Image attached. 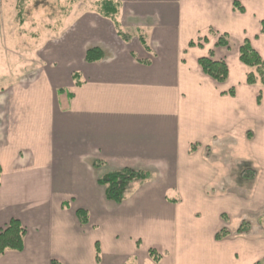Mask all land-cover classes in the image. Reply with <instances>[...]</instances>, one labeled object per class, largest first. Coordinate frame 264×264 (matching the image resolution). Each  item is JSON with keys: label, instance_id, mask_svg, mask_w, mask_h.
I'll list each match as a JSON object with an SVG mask.
<instances>
[{"label": "crops", "instance_id": "obj_1", "mask_svg": "<svg viewBox=\"0 0 264 264\" xmlns=\"http://www.w3.org/2000/svg\"><path fill=\"white\" fill-rule=\"evenodd\" d=\"M113 1L115 18L73 13L58 43H31L25 51L36 49L38 60L25 76L16 59L13 78L0 72V230L11 220L25 229L22 250L6 251L0 264H145L150 250L165 254L154 264L263 261L258 204H228L241 201L242 162L257 172L243 149H256L259 135L264 147V90L258 107L260 88L246 84L238 57L248 40L264 60V0H241L243 13L232 0ZM16 21L0 0V54L17 52ZM220 36L228 47L217 46ZM93 48L102 58L89 63ZM211 54L227 65L222 84L198 65ZM228 147L239 156L221 154ZM124 169L156 176L159 187L143 183L120 204L108 201L98 182ZM170 189L178 206L156 200L155 191ZM241 214L250 220L235 221ZM152 227L166 237L141 247Z\"/></svg>", "mask_w": 264, "mask_h": 264}, {"label": "rangeland", "instance_id": "obj_2", "mask_svg": "<svg viewBox=\"0 0 264 264\" xmlns=\"http://www.w3.org/2000/svg\"><path fill=\"white\" fill-rule=\"evenodd\" d=\"M3 7L5 8L6 14L11 12L12 15H17V26L15 23V27L12 28V34L13 39H17V52L16 54H8L3 53L0 54V72L2 70V73H4V76L6 77H14L13 70H11V66L8 67L9 63L14 64L12 62H17V67H20L18 70L17 76L23 77L25 76L32 68L33 66L29 64L30 62L34 61L37 62L38 56L35 51L27 52L25 49L33 50L34 47L32 44L41 45L43 41L46 39H49V42L54 41L55 44L58 43V31L60 32L62 28H64L69 21H67L69 18H71V14H78L81 11H91L96 12L100 2V0H2ZM5 4V5H4ZM11 9V10H10ZM98 12V11H97ZM71 15V16H70ZM14 25V22H12ZM61 33V32H60ZM212 33V32H211ZM49 35L48 38H46V35ZM39 47V46H38ZM37 47V48H38ZM15 55V56H14ZM34 69V68H33ZM33 71V70H32ZM261 102V101H260ZM263 102V101H262ZM260 106V103H258V107ZM263 109H259V112H262ZM259 125L257 126L258 131L264 130V125L262 126L261 123H264V120L260 119L258 120ZM242 123H247L246 121H242ZM248 124V123H247ZM249 129V124L247 125V128L243 129L245 132ZM249 132H247L248 134ZM258 146L253 148V146H247L246 149H243V155L246 159L249 160H257V172L255 173V170L253 171L248 164V162H242V165L240 166V170H237L236 175L239 176L237 178V182H239V188L240 191V200L231 198V200L234 203H230L228 205H231L232 207L235 206V209L237 206L241 207L242 209L245 208L246 210L249 209L251 205L258 204V215L264 214V158H262L261 153L264 152V147H262V141L263 138L261 135H259L258 139L256 138ZM250 144V143H249ZM232 147V146H231ZM228 147V149L221 150V154L225 153L226 156H239L240 149L234 150V148ZM247 160V161H249ZM251 160V161H252ZM255 167V165H254ZM253 173H255L256 177H258V180H253V178L250 179V176H253ZM155 177L153 175L148 174L147 180L145 182L141 181H133L129 185L128 194L126 196V199H129V197L133 194V191L138 189L140 186L143 185V183L152 184V190H156L159 187V184H156L155 186ZM218 184L222 185L224 184L223 179H219ZM258 190V195L255 196L254 191ZM151 190V189H150ZM226 189H223L222 194H226V197L229 195L228 191H225ZM260 191H262L260 193ZM157 192L156 200H161L164 203L168 205H179V196L180 193L177 189H170L166 191H155ZM263 195V196H261ZM191 196V195H190ZM235 200V201H234ZM252 207V206H251ZM234 208V207H233ZM154 211L156 209L154 208ZM152 213V212H151ZM147 212L148 216L151 214ZM235 221H249L248 215L241 214L240 217L234 218ZM228 221V220H226ZM227 223V222H226ZM263 225L264 223L261 222ZM241 230V231H240ZM238 230V232L244 231L243 229ZM243 233V232H242ZM167 234V229H159L152 227L150 230L145 229L143 233V239H142V246L141 242L139 243L141 247H145L147 249L151 248V244L154 241L155 237L157 239L163 237L165 238ZM170 237V235H167V237ZM220 239H222L225 235H222L220 233ZM140 247V248H141ZM151 251V250H150ZM151 258L149 261H146L145 264H154L155 262L159 261V257H162L165 254H158L157 252L152 251ZM157 259V260H155ZM137 262L134 259L130 260V264H136Z\"/></svg>", "mask_w": 264, "mask_h": 264}, {"label": "trees", "instance_id": "obj_3", "mask_svg": "<svg viewBox=\"0 0 264 264\" xmlns=\"http://www.w3.org/2000/svg\"><path fill=\"white\" fill-rule=\"evenodd\" d=\"M97 13L104 17L115 18L118 14V3L113 0H100ZM232 8L235 12L243 13L244 7L241 4V0H232ZM264 34V20L260 22V32ZM122 39L127 41V37L118 34ZM206 41V40H204ZM194 45L193 43L189 44ZM217 46L228 47L226 36H220L217 41ZM239 62L247 69L246 73V84L248 86H258L260 88L257 102L260 103L262 98V90H264V60L260 55L253 49L248 40L243 41L239 47ZM102 54L96 49H89L85 53V60L89 63L101 60ZM198 65L202 70L203 74L209 77L217 84L226 82L228 78V68L223 60H215L212 54L209 57H202L198 59ZM230 96H234V90L228 91ZM1 173V170H0ZM148 174L133 171L130 169H124L118 172H113L105 175L99 180V185L105 188V197L108 201L120 204L126 199L128 194L129 185L133 181L145 182ZM76 215L82 224L88 222V216L85 211L78 210ZM222 235H226V231L221 232ZM25 235V229L16 220H11L8 225L0 230V257L9 250L21 251L23 248V238ZM217 239L221 236L216 235ZM152 254V251L149 252ZM157 260V259H155ZM256 264H264L263 261H259Z\"/></svg>", "mask_w": 264, "mask_h": 264}]
</instances>
